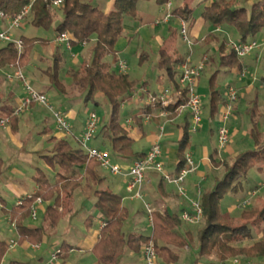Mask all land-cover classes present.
<instances>
[{
	"label": "trees",
	"instance_id": "16d2710c",
	"mask_svg": "<svg viewBox=\"0 0 264 264\" xmlns=\"http://www.w3.org/2000/svg\"><path fill=\"white\" fill-rule=\"evenodd\" d=\"M53 1L34 0L30 13L24 20L46 29L51 28L54 24L56 36L66 32L70 35L73 45H84V42L90 45V58L76 71H73L74 82L70 88L73 91L84 90L86 100L94 98L97 94H103L108 99L112 106V113L109 122L104 124L103 134L110 139L113 152L124 162L132 164L136 159L145 156L146 153L134 150V140L120 122L119 115L122 105L133 97L136 81L132 80L127 72L112 69V64L104 59L108 55L117 54L116 44L124 32V19L126 16H138V0H114L113 8L109 11L94 5L91 0H64L59 6L54 5ZM167 1L158 0V3L166 4ZM30 2L31 0H0V9L10 16H15ZM58 11L61 12V19L56 22L59 17ZM172 13L173 16L190 22L193 20L194 8L189 4L179 5L173 9ZM202 15L215 25H232L238 30L241 41H248L249 37H254L264 30V0H255L249 7L238 4L236 1L216 0L205 8ZM21 38L24 46L21 54H19L15 42H7L0 48V68H8L17 60H20L22 67H25L29 63L30 54L35 44L38 41H48L39 37L22 36ZM217 38L213 32H210L205 37V42L209 43ZM219 51L220 63L224 68L228 70L238 68L239 71H242L241 58L232 48H228L226 40L220 44ZM140 59L144 61L141 56ZM214 60V57H210V62ZM56 61L55 70L52 71L50 67L47 73L54 86L59 89L62 95H65L68 94V87L58 77L60 58L57 57ZM185 62H187L185 56L176 49L168 50L163 47L159 50L158 66L169 76L170 87L175 91V94L180 88L176 76L180 72L181 65ZM205 64H209L208 61ZM218 71L217 69L210 78L212 116L217 111L219 100H222L223 104L227 102V98H222L220 91L215 88ZM261 80L264 83V75ZM176 96L177 99L174 103L163 106L168 111L169 119L177 117L178 108L188 102L185 91ZM160 107H162L161 103H147L143 107L142 114L133 115V119L140 123L145 119V116H148L149 120L158 118L157 111ZM2 118L0 112V120ZM10 121L15 128L18 125L19 117L14 114ZM189 130L190 124L187 123L184 135L179 142V160L174 171L175 175H178L185 165L186 147L190 143ZM50 133L52 135L49 141L53 142V146L50 154L44 157L47 164L56 171V181L52 183L48 175L38 168L34 175L38 189L22 198L20 203L14 205L7 212L11 221L16 225L19 235L18 242L29 241L37 244L42 240L44 228L30 227L27 224V220L31 217L32 207L38 198H42L44 201H53L46 209V218L50 227L55 226L66 215L70 206L67 209L65 200L73 198V189L80 186L77 168L83 167L87 183L91 180L102 186L94 191L97 197L96 206L103 222H105L101 228L100 237L93 248L99 264H119V257L126 248L140 255L142 247L150 240H153L156 245L160 262L176 263L179 260L176 249L185 248L194 238L191 232H187L185 236L177 232V228L183 222L179 214L169 210L160 212L156 209L152 213L151 234L132 232L127 235L124 226L129 216V209L123 204L121 195L102 185L103 178L99 176L96 169L100 164L94 158L89 157L83 147L74 145L70 137H58L54 133ZM251 133L255 141V148L237 154L231 166L227 168L224 176L218 179L215 186L201 193L203 226L197 233V254L199 259L202 257L216 258L207 264H222L230 258H241L244 261L251 259L264 261V207L260 212H256V209L251 207L243 208L239 217V220L243 221L232 224L238 219L223 212L220 204L228 192L238 193L240 191L242 178L247 176L251 168L257 167L260 171H264V133L257 129L256 123L252 127ZM216 152L212 154L214 160ZM164 182L165 180L161 176V190H163ZM0 203H5L1 195ZM61 207L62 210H60ZM93 219V217H89L88 224L93 222ZM255 235L259 237L254 239ZM249 239H254V241L244 244L245 240ZM60 248L62 252L59 256L67 258L69 246L63 243ZM9 249L10 243L0 238V264ZM8 264L28 263L12 260Z\"/></svg>",
	"mask_w": 264,
	"mask_h": 264
},
{
	"label": "rangeland",
	"instance_id": "374dc122",
	"mask_svg": "<svg viewBox=\"0 0 264 264\" xmlns=\"http://www.w3.org/2000/svg\"><path fill=\"white\" fill-rule=\"evenodd\" d=\"M98 1L99 0H92V3H98ZM188 1L192 4V6H196L194 13L195 25L193 31L190 29L189 24V38L191 43L188 44L186 41H184L180 34V27L177 28L178 26L176 24H172L176 31L174 35L170 37L168 47L173 48V44L177 45L182 55H188L189 52H194V62L197 64L193 65L201 64L203 58L199 56V54H205L207 48L209 49L210 54H213L214 58L217 60L216 64L209 67L205 66L202 70V74L198 82V92L202 98V122L199 128L200 131L198 133L191 132V129L189 130V139H191V143L186 147L185 152L192 153L195 166L198 168L197 171L191 172L187 176L185 187L190 189L189 182L191 180V184L199 183L202 193L206 189L213 188L218 179H221L224 176L225 171L231 166L237 154L255 148V141L251 133L252 127L255 125V123L257 129L264 133V83L261 80L262 76L264 75V30L257 33L254 37H249L248 39V41L256 39L258 42V47L253 49L245 57L241 58L243 67L246 70L238 71V68L228 70L220 63L221 60L219 46L223 40H226L228 48L231 49V43L237 42L241 38L238 30L232 25L222 24V30L220 32H216L213 30L214 24L210 20H206L201 16V11L203 9L201 5L199 6L201 0ZM242 4L247 7L250 6L247 1H242ZM58 15L59 17L56 19V22L61 19V12H59ZM144 21H140L138 17L126 16L124 19V28L126 25H131L134 27L133 30L137 33L129 35V42L121 41L117 44L118 48L120 49L117 54V58L126 60L128 62L127 73L130 75L132 80L136 81L133 97L126 101L120 109L119 120L121 123H124L129 112L137 113L136 111H138L139 108L147 104L148 91L151 93L153 91L159 90L160 83H158L157 78L159 75H166V73L163 70H160L158 66L160 44L157 35L154 36L155 32L152 29L153 24L150 20L147 22L146 20ZM161 26L164 25L161 24ZM210 32H213L219 38L220 42L217 48H215L217 43H213V41L209 42L210 45L207 48L204 46V44H206L204 39ZM167 34L168 32L162 34L161 32H158L159 36L164 35V37H168ZM11 35L12 38L16 40L20 39L22 37L21 35H24L25 37H39L45 39H50L52 37L53 39L56 36V33L54 31V24L51 28L46 29L43 27H38L33 23L24 20L19 28H15L11 31ZM6 43L7 41L0 40V44L3 45ZM128 48L131 50V52H127ZM136 52L138 53V56L134 55ZM141 53H144L146 56H148L144 61H141L140 59ZM57 57L60 58V62L58 61V77L63 81L65 86L68 87V94L65 95H62L59 89L54 86V84L51 82L50 75L47 73V70H49L50 67L52 71L55 70ZM89 58V44H86L85 46L76 44L72 46V49H68L64 44H61L57 41H38L32 49L29 63L25 67H22V70L25 74L28 84H30L37 91H40V89L47 90V94H45L48 97V101L53 105L54 109L61 110L68 121L72 124L73 131L76 135L66 137H70V140L74 145L83 147L78 140V137L82 133L81 130L84 124L87 123L91 113L95 112L98 118V126L94 137L88 142V146L101 147L102 150L110 155L112 162L121 164L124 167L130 166L131 164L115 158L113 155V149L108 139L105 140L106 144L103 142V127L104 124L109 122L112 113V106L108 99L104 95L97 94L94 98L86 100V92L84 90L73 91L70 88L74 82L72 75L73 71H76L81 65L85 64ZM111 67L112 69L116 70L115 65H111ZM217 69L219 71L215 80V88L220 91L222 98H227L229 86L236 87L240 84L244 86V88L239 93L241 100L239 101L238 98L234 104L233 112L235 110V117H233L232 114L226 121V125L230 130V141L222 150L218 149L217 140L218 129L224 124V104L222 100L217 102V111L213 116L211 115L210 78ZM163 78L165 81L166 78ZM16 81H18L20 84L18 94L21 93L20 95L25 97L27 92L23 84V80L18 78ZM145 81L147 83H145ZM144 85H146V88ZM248 85H251L250 94H247V91L249 90L245 87ZM68 96H71V99H69ZM36 104V107H34L32 111L24 110L22 112L23 123L25 122L27 126L24 127L25 131L22 130L23 133L17 135L16 137L17 139L18 137L22 139L24 144L22 148L18 147L15 140L12 139L7 130H4L6 138H4L3 141L8 143L10 148L13 146L15 152H13L14 156L11 158H14L15 163L8 171H4L0 177V194L11 204L15 203L17 196L16 192L10 188L9 183L20 185L21 187L26 188L28 191H32L35 185V182L32 180V175L37 170V167L43 168L51 180H53L55 176V171L50 166L46 167V159L42 156L44 154L50 153V151L47 149L52 145L50 144V146L48 144H44L46 139H43L42 135H45V133L38 132L44 124H50V126H53L54 124L55 126V119L53 117V113L46 106L40 103ZM69 110L73 111V113H69ZM35 114L41 115L42 120L40 118L38 120L35 119ZM182 119L184 120V117L178 119L177 121L180 122ZM43 120H45L46 123ZM142 147L143 146H139V144L134 146L135 150L139 151L143 149ZM215 148L220 151V153L218 151L216 152ZM204 149H206V152ZM215 152V160L212 158V162L210 163V156ZM205 153L208 158L207 162H203V156ZM27 159L30 160L29 163L27 162ZM14 169H17V171L14 172ZM96 169L99 176L104 177L106 180L105 185L108 184L110 189L120 192L125 197L124 204L127 205L130 210L125 224L126 232H151V227L148 223L145 212L143 213V211H141L142 208H144L143 201L131 197V194L126 189L127 179L122 175L113 174L110 170L101 166H97ZM174 169L175 165L171 164L170 162H168L165 166V170L168 172ZM198 172H204L206 179L202 180ZM84 176L85 174L78 175L80 179V186L77 187V189H73V192H75L73 195V213L64 215L59 221L60 224L54 229V231H52V233H48L49 243H45L43 249H48V254L51 252L50 247H53L51 249H54V247L62 241V234L64 235L67 231H69V229H66V227L70 222L73 229H79L80 231L83 229L87 230V225L84 224L85 222L83 215L87 213L88 216L89 214L93 213L95 217L97 216L93 201L89 200L83 192H93V190L102 186H99L97 183L91 180H89L90 182L87 183V180ZM159 176V178H152V181H145L144 196L146 202H151V199L148 196L149 193L153 194L154 192H159L158 190L160 187L161 175ZM165 184L167 192L171 193L172 197H175V193H177L180 197L179 202H181V205L185 206L186 208H190L187 198L181 196L178 193V189L173 184L168 182ZM199 185H197V187ZM21 193L26 195L27 193L31 192ZM246 199H249L250 202L248 204L241 205ZM71 201L72 198H67L65 200L67 209L70 206ZM167 203L169 208L172 207L170 209L171 212H176L181 217L182 206L179 211L177 206H172L174 202L167 201ZM220 204L221 210L223 212L228 213L230 216L238 219L235 222L233 221L232 224H238L243 221L241 219L239 220V217L244 210L243 208L251 207L255 208L256 212H260V210H262L264 207V171H260L257 169V167L251 168L247 176L242 178L240 191L238 193L231 191L228 192L222 198ZM138 211H140V214ZM44 220L45 214L42 212V210H38L37 219L30 217L27 220V224L30 222V224L38 226L43 225V227L46 228L47 225L43 224ZM183 222L180 228H178L182 235H185L186 227H189L190 230L195 231L199 230V228L203 226V219L196 225H183ZM5 227L8 229L7 226ZM70 230L72 231V229ZM13 232L14 231L10 232V235L6 236V238L8 237L10 240H12ZM255 234H257L256 231ZM255 236L256 237H254V239L259 237H257V235ZM196 237L195 239H192L187 247L181 249V256L176 264H194V260L198 253L196 246L198 239H196ZM254 239L245 240L244 244H248L254 241ZM52 254H50V259ZM10 256V254H7L6 259H10ZM215 259L216 258L214 257H202L200 259V263L205 264L211 260L214 261ZM57 262L59 264H64L62 258H59ZM249 262L250 264H264V261L260 259H251ZM30 264L38 263L36 261H32ZM161 264L166 263L161 262ZM222 264L237 263H235L234 258H230Z\"/></svg>",
	"mask_w": 264,
	"mask_h": 264
},
{
	"label": "crops",
	"instance_id": "0c3cea01",
	"mask_svg": "<svg viewBox=\"0 0 264 264\" xmlns=\"http://www.w3.org/2000/svg\"><path fill=\"white\" fill-rule=\"evenodd\" d=\"M172 1H173L172 11L175 7H177L179 5L189 4L191 7L194 8V13H195L196 6H192V4L189 3L188 0H172ZM214 1H216V0H201L200 1L199 6L201 5V7H203V9L201 11L202 18H204V16L202 14H203L205 8L207 6H209ZM231 1H233V2L236 1V3L241 4V5H243L242 1H245V2L247 1L251 5V4H253V2L255 0H231ZM91 2H92V0H91ZM113 4H114V0H99L98 3H95L94 5L99 6L101 9H103L105 11H109L113 8ZM169 10L171 11V9L168 8L167 4H160V3H158V0H138V16L137 17L142 22L144 20H146V22L148 20H150L152 22V24H153L152 29L155 32L154 36L157 35L158 40H159V44H160L159 50L164 47V48H167L168 50L176 49V50H178V52H180L179 47L175 44H173V48L168 47V44L170 42V37H172L176 31L172 24H176L178 26L177 28L180 27V19L176 16H172L168 21L164 20V17ZM194 13H193V20L189 22L190 29L192 31H193L194 25H195ZM161 24H163L164 26H161ZM213 27H214L213 30H215L216 32H220L222 30L221 24H218V25L214 24ZM133 28L134 27L131 25H126L124 28V32H123L122 36L119 38L120 41L118 40L117 44L121 41L129 42L130 41V38H128V37H130L129 35L137 33L136 31L133 30ZM158 32H161V34L168 32V34H167L168 37H164V35L159 36ZM21 36H24V35H21ZM55 38H56V36L53 39L51 37L50 39H47L48 41H45V42H49V41L54 42ZM219 42H220L219 38H217L213 41V43H217L215 48L218 47ZM117 44H116V49H117V54H118L120 49L118 48ZM4 45L5 44H3V45L0 44V48L3 47ZM209 45H210V43L204 44L205 48H207ZM82 46H85V45H82ZM127 52H131V50L128 48ZM117 54L108 55L104 59L106 62H108L112 65H115L116 70L119 69L118 63L121 60V59L117 58ZM134 55L138 56V53L136 52V53H134ZM193 55H194V52H189L188 55L185 54L184 56H185L187 62H190L192 64H197L194 62V56ZM140 56L143 57L144 60L148 57V56H145L144 53H141ZM199 56H201L203 59L206 58L205 62L208 61L209 64H207V65L205 64L206 67L212 66V65L216 64V62H217L216 59H215V61L210 62V57H214V56H213V54H210L208 48H207L205 54H199ZM135 58H137V57H135ZM202 58H201V60H202ZM244 70H246V69L243 67L242 71H244ZM13 71H14V69H12L10 67L0 69V112H1V116L3 118L4 117H10V119H11V116L15 114L16 116L19 117L18 125L15 126V128L12 126L11 121L7 124L6 127H0V163H1V165H0V177L4 171L5 172L8 171L15 163L14 158H11L12 156H14L13 152H15L13 149V146H12V148H10L9 144L5 143L3 141L4 138H6L4 130H7V132L12 137V139L15 140L16 145H18V147L22 148L24 145L22 142V139L19 137L17 139L16 137H17V135L22 134L23 133L22 130L25 131L24 127L27 126L25 124V122L23 123V119H22V114H23L22 112L23 111L22 112H16L17 108L20 106V104L24 98L23 95H20L21 93L18 94L19 93L18 89L20 88L19 82L16 81L18 78L14 77L13 79H8V77H7V73L13 72ZM163 77L166 78L165 81H164ZM177 77H178V75L176 76V79H177ZM157 80H158V83H160V89L167 87V86H170V80H169V76L167 74L166 75L164 74L163 76L159 75ZM145 83H147V82L145 81ZM144 87L146 88V85H144ZM245 87L249 90V91H247V94H250L251 85H248ZM236 88L239 91L238 93H240V91L244 88V86L242 84H240V85H237ZM40 91L44 92V93L47 92V90H45V89H40ZM153 92H155V91H153ZM99 95H103V94H99ZM68 97H69V99H71L70 98L71 96H68ZM176 99H175V101H176ZM240 100H241V97L239 95V101ZM36 105L37 104H33L29 109H27L25 111H32L33 108L36 107ZM143 107L139 108L138 111H136L137 113L129 112L125 118L124 123H122V125L127 129L129 136L134 140L133 148L136 144H139V146L142 145L143 149L140 150V152L146 153L150 149L152 144L159 140L161 142V146H162V161L164 162V166H166V164L168 162H170L171 164L175 165V169H176V166H177V163L179 160V158H178L179 142L184 135L183 132H184V129L186 127V124L188 123V125L189 124L191 125V122H192V116H191L190 109L179 107L178 108L179 113H178L177 117H175L173 119H169L168 117L162 118V117L158 116V118L156 117L153 120L143 119V120H141L140 123L138 121H134L133 115H141ZM70 112L73 113V111L69 110V113ZM38 115L39 114H35V116H34L35 119L38 120L40 118L42 120V116L41 115L38 116ZM235 115H236V113L234 110L233 117H235ZM183 117H184V120L182 119L181 120L182 122L177 121L178 119L183 118ZM128 119H131V126L130 125L128 126V124H127ZM43 121H45V120H43ZM163 122H165V131L160 136L159 125L162 124ZM45 123H46V121H45ZM86 124L87 123L84 124V126L81 130L82 133L84 132L83 130H85ZM199 131H200V129L194 133H198ZM38 132L45 133V135H42V138L46 139L44 144H48V145L51 144L52 146H53V142L49 141V138L52 135L50 132L54 133L58 137H65L64 135H62L61 133H58L56 131L54 124H53V126L52 125L50 126V124H44V125H42V128L39 129ZM82 133L79 135V137L82 135ZM107 139L111 144V141L107 135H104V140H103L104 144H106L105 140H107ZM189 140L191 143V139H189ZM217 140H218V136H217ZM52 146L50 148H48L47 150L51 152ZM111 147H112V144H111ZM98 148H101V147H98ZM34 150H35V148H34ZM134 150H135V148H134ZM135 151H139V150H135ZM204 151L206 152V149H204ZM48 154H50V153H48ZM45 155H47V154H44L42 156L44 157ZM113 155L115 156V158L123 160L121 157L116 155L114 152H113ZM203 157H204L203 162L204 161L207 162L208 158L206 156V153L204 154ZM209 161H210V163L212 162V155L210 156ZM27 162L29 163L30 160L27 159ZM48 166L49 165L46 164V167H48ZM38 168L42 169L45 172V170L43 168L37 167V169ZM77 169H78L77 170L78 174H84V168L83 167L77 168ZM175 169L172 171H169V172H174ZM197 169L198 168L196 167V169L194 171H197ZM16 171H17V169H14V172H16ZM36 171H35V173H36ZM35 173L32 175V180L34 182H35V180H34ZM55 174H56V171H55ZM198 174H200L202 180L206 179L204 172H198ZM159 177H160L159 174L156 172H152V171L147 172L145 181H147V180L152 181V178H159ZM102 178H103L102 185L104 183V185H103L104 187L110 188L108 186V184L105 185L106 180L104 179V177H102ZM49 179L52 183H55L56 176H54L53 180H51V178H49ZM165 183H166V181L164 182L163 190L160 189L161 188V186H160L159 190H158L159 192H154L153 194L149 193L148 196L150 197L151 202L143 201L144 208H142L141 211H143V213L145 212L148 223L151 227V232H152V223L149 220V215H148V212L146 209V203L150 204V206L153 210L157 209L160 212H163L165 210H169L171 212L170 209L172 207L171 208L168 207L167 201L168 202L169 201L174 202L172 206H177L179 208V211H180V208L182 206L181 202H179L180 201L179 195L177 193H175V197H172L171 193L167 192V188H166ZM197 185H199V183L191 184V180H190V182H189V188L190 189H188V192H189L191 197L196 196ZM9 186L14 192H16L17 197H16L15 203L11 204L7 201L6 198H4L0 194L5 200L4 204L0 203V206H1V211H0V238L4 239L8 243H10V249H9L7 254L11 255L10 259L7 260L6 259L7 254H6V256L4 257V259L2 261V264H8L12 260L22 261V262H25L28 264H30L32 261H36L38 264H59L57 262L58 260L54 263H50V254H52L55 251V249L60 247L63 243H65L66 245L69 246V252H68L67 258H62L64 261V264H86V263H88V264H99L97 257L95 255V253L93 252V248H94L96 242L98 241V239L100 237L102 222L104 220L102 219L101 214L98 211V208L96 206L97 197H96V194L94 192L95 190H93V192H88L89 194L86 192H83L84 195L89 200L93 201V203L95 205V211L97 213L96 217L94 216L93 213L89 214L88 216H87V213L85 215H83L84 222H85L84 224L87 225L86 226L87 230L83 229L82 231H80L79 229H73L71 227V222H70L69 225L66 227V229H69V231H67L64 235L62 234V236H63L62 241L59 242L54 247V249H51L53 247H50L51 252L48 254V252H47L48 249L43 250L44 244L49 243L48 233H52V231H54V229L60 224L58 222L55 226H52V227H50L48 225V220L46 218V209H47L48 205L53 203V201L52 200H49V201L43 200V202L38 205V210H42V212L45 214V220H44L43 224L47 225L46 228L43 227V225L38 226V225L30 224V222L28 224L30 227L44 228L42 240L40 242H38V243H40V247H35V244L31 243L29 241H24L22 243H19L18 242L19 235H18V232L16 229V225L13 221H11L10 215L7 212H9L14 205L18 204L22 198H24L25 196H28V195L32 194L33 192H35L38 189V185L35 182V185H34L32 191H28L26 188H23L20 185H17L14 183H9ZM21 192H31V193H27L26 195H23V193H21ZM114 192L118 193L119 195L122 196L123 204H124V198H125L124 195L121 194L120 192L115 191V190H114ZM74 194H75V192H73V195ZM125 206L128 207L127 205H125ZM185 208H186L185 206H182L181 210L183 211V209H185ZM128 209H129V207H128ZM60 210H62V207L60 208ZM73 211H74V200L72 198L70 208L67 211L66 215L69 213H73ZM129 213H130V210H129ZM138 213L140 214V211H138ZM37 217H38V215H37ZM89 217H93L94 219H93V222H89V224H88L87 219ZM183 223H184L183 225L187 224L186 222H183ZM125 224H126V222H125ZM4 225L7 226L8 229H6V227ZM187 225H191V224H187ZM178 228H180V227H178ZM178 228H177V232L180 235H182V233L179 232ZM70 229H72V231ZM12 231H14L12 234L13 239L10 240L8 237L6 238V236L10 235V232H12ZM124 231L127 235L129 233H132V232L133 233H143L142 231L126 232L125 226H124ZM151 232L143 233V234L149 235V234H151ZM187 232H191V234L194 237L193 239H195L196 233H198V230L192 231V230H190L189 227H186L185 235L187 234ZM185 235H182V236H185ZM196 239H197V237H196ZM196 246L198 249V243ZM176 251L178 252L179 258H180L181 249H176ZM59 258H61V257L59 256ZM200 259L198 258V254H197V256L194 260V264H201ZM176 263H170V264H176ZM119 264H144V261L142 258V254H140V255L136 254L133 251H131L129 248H126L119 257ZM166 264H168V263H166ZM205 264H207V263H205Z\"/></svg>",
	"mask_w": 264,
	"mask_h": 264
},
{
	"label": "built area",
	"instance_id": "2783aa9c",
	"mask_svg": "<svg viewBox=\"0 0 264 264\" xmlns=\"http://www.w3.org/2000/svg\"><path fill=\"white\" fill-rule=\"evenodd\" d=\"M64 0H54L53 4L59 6ZM34 0H31L23 10L15 16L8 15L4 10L0 9V40L7 42H15L19 54L23 52V40L22 38L16 40L12 38L11 31L15 28H19L24 21L25 17L29 15L31 6ZM169 10L164 20L168 21L172 16L173 1L168 0L166 2ZM180 34L184 41L188 44L191 43L189 38V23L185 19H180ZM55 41L64 44L68 49H72V40L68 33L64 32L56 36ZM86 45V42L83 43ZM232 49L237 55L242 58L248 55L253 49L258 47V42L255 39L251 41H237L231 43ZM205 60L203 59L201 64L193 65L190 62H185L181 65L180 72L177 77V82L180 86L179 90L175 94L172 87L167 86L159 89L155 92L148 91L147 103L156 104L161 103L157 111L159 117L167 118L168 111L163 108L171 103L175 102L176 95L186 92L188 102L180 108H189L191 111L192 122L190 125L191 132H197L202 122V98L198 92V82L202 74V70L205 67ZM119 71L126 72L128 69V63L126 60H120L118 63ZM10 68L14 69L13 72H8V79L17 77L23 80V84L26 88V96L23 98L20 106L16 112H22L29 109L33 104L40 103L46 106L52 113L55 119V129L58 133L64 136H75L72 124L68 121L64 113L60 110L54 109L53 105L48 101V97L44 92L37 91L30 84H28L25 74L23 72L20 60H17L15 64H11ZM1 69V68H0ZM147 91V90H146ZM239 98V93L236 87L229 86L227 91V102L224 104L223 110V122L224 124L218 129V149L222 150L227 146L230 141V130L226 125V121L233 114L234 104ZM146 120H149L148 116H145ZM10 122V117H4L0 120V127H6ZM128 126H131V119L127 120ZM98 118L95 112H92L88 118L84 132L78 140L82 144L83 148L88 153L89 157L94 158L101 167L110 170L113 174H119L125 177L127 180V191L131 194L132 198H137L145 201L144 196V183L146 180L147 172H156L162 176V178L171 184H174L178 189V193L187 198L190 208H185L182 211L181 218L184 222L191 225H196L203 219V207L201 205V186L197 187V196L191 197L188 189L185 187L187 176L196 169L195 161L192 153L188 152L185 154V165L182 167L178 175L174 172H168L165 170L164 162L162 161V146L158 140L152 144L150 149L146 152L145 156L136 159L130 166L124 167L121 164L114 163L111 160L110 155L98 147L88 146V142L94 137L97 130ZM165 131V122L159 125L160 136ZM220 152V151H218ZM43 202L42 198H38L32 207L31 217L36 219L38 215V205ZM249 199L243 201L241 205L248 204ZM20 203V201H19ZM240 206V205H238ZM146 209L149 215V220L152 223L153 209L150 204L146 203ZM105 222H102V226ZM35 247H40V243L35 244ZM62 252L60 247L56 248L51 255L50 263H54L59 259V255ZM142 258L144 264H161L157 248L153 240L148 241L142 247ZM237 264H250L249 261H244L241 258H235Z\"/></svg>",
	"mask_w": 264,
	"mask_h": 264
}]
</instances>
